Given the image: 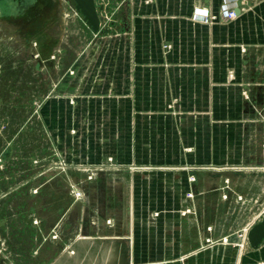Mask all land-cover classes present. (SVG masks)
<instances>
[{"label":"rangeland","instance_id":"obj_1","mask_svg":"<svg viewBox=\"0 0 264 264\" xmlns=\"http://www.w3.org/2000/svg\"><path fill=\"white\" fill-rule=\"evenodd\" d=\"M73 1L0 0V264H132L143 250L164 255L173 232L182 254L241 247L264 218V168L145 167L143 159L109 156L87 165L54 141L42 115L46 100L64 89L74 105L79 66L101 63L103 39L130 29L133 0H95L96 25L67 8ZM89 71L95 86L101 71ZM176 105L172 98L165 110L178 115ZM157 131L135 133L138 157L150 147L165 153L174 138L190 155L194 135Z\"/></svg>","mask_w":264,"mask_h":264},{"label":"crops","instance_id":"obj_2","mask_svg":"<svg viewBox=\"0 0 264 264\" xmlns=\"http://www.w3.org/2000/svg\"><path fill=\"white\" fill-rule=\"evenodd\" d=\"M223 1H130L129 33L108 35L100 45L101 63L79 66L74 105L64 89L46 100L42 115L54 141L87 165L109 156L124 164L143 159L145 167L264 168V0H226L237 10L232 19L205 22L195 13L207 7L217 14ZM71 7L96 25L95 0H74ZM165 44L172 46L165 50ZM95 70L101 73L94 86L85 74ZM95 90L99 99L87 95ZM172 98L178 115L165 110ZM148 126H156L158 135H194L190 155L183 156L181 139L174 138L177 147L163 154L150 147L138 157L134 135ZM172 236L164 255L143 250L132 264H264V218L247 229L241 247L182 254V240Z\"/></svg>","mask_w":264,"mask_h":264},{"label":"built area","instance_id":"obj_3","mask_svg":"<svg viewBox=\"0 0 264 264\" xmlns=\"http://www.w3.org/2000/svg\"><path fill=\"white\" fill-rule=\"evenodd\" d=\"M149 2H152L153 0H147ZM233 2L243 1V0H232ZM196 14L201 16V19L205 22H211L218 17L221 19H232L237 16V10L235 8L230 7L229 3L224 0L221 4L220 10L218 14H212L209 12V9L207 7H201L196 11Z\"/></svg>","mask_w":264,"mask_h":264}]
</instances>
